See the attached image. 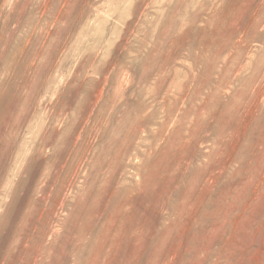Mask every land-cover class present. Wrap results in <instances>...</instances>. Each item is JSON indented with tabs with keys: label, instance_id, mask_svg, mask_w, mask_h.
Listing matches in <instances>:
<instances>
[{
	"label": "rangeland",
	"instance_id": "1",
	"mask_svg": "<svg viewBox=\"0 0 264 264\" xmlns=\"http://www.w3.org/2000/svg\"><path fill=\"white\" fill-rule=\"evenodd\" d=\"M0 264H264V0H0Z\"/></svg>",
	"mask_w": 264,
	"mask_h": 264
},
{
	"label": "bare ground",
	"instance_id": "2",
	"mask_svg": "<svg viewBox=\"0 0 264 264\" xmlns=\"http://www.w3.org/2000/svg\"><path fill=\"white\" fill-rule=\"evenodd\" d=\"M23 152V151H22ZM19 154V156H21L22 154L21 153H18ZM15 157V156H14ZM2 177V176H1ZM6 180H7V178H6ZM2 182V181H1Z\"/></svg>",
	"mask_w": 264,
	"mask_h": 264
}]
</instances>
